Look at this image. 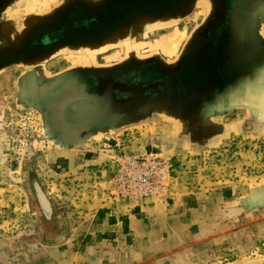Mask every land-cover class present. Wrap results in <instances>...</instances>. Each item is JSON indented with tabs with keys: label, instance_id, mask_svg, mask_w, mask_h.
<instances>
[{
	"label": "rangeland",
	"instance_id": "obj_1",
	"mask_svg": "<svg viewBox=\"0 0 264 264\" xmlns=\"http://www.w3.org/2000/svg\"><path fill=\"white\" fill-rule=\"evenodd\" d=\"M190 1L105 0L102 8L61 0L16 6L9 0L11 6L0 9V49L6 51L0 55V264H88L82 249L89 237L76 228L81 206L95 202L91 191L115 184L119 194L172 184L180 191L207 178L227 179L239 198L234 205L241 202L249 214L232 223L224 242L193 248L195 264H234L240 255L247 261L242 264H264V0H195L189 17L177 19ZM108 33L120 37L98 45L97 37ZM114 59L162 64L161 70L143 63L142 89L124 93L144 105L155 97L181 100L175 112L165 103L148 108L136 124L155 130L158 122L168 149L144 159L105 152L111 165L100 164V172L89 165L53 177L67 168L64 159L52 161L60 151L54 150L58 137L47 119L42 81ZM91 76L85 82L93 87ZM184 111L186 119L178 120ZM179 129L172 141L167 134ZM76 154L77 165L82 154ZM28 165L60 211L56 240L46 239L36 224L25 183ZM233 180L236 185L229 184Z\"/></svg>",
	"mask_w": 264,
	"mask_h": 264
},
{
	"label": "crops",
	"instance_id": "obj_2",
	"mask_svg": "<svg viewBox=\"0 0 264 264\" xmlns=\"http://www.w3.org/2000/svg\"><path fill=\"white\" fill-rule=\"evenodd\" d=\"M4 1L8 3L4 6L10 7L12 1H15L16 6H33L36 2L44 4L50 0ZM63 1L81 4L90 2L102 8L108 6L105 0H61L60 3ZM194 2L195 0L190 1L186 11L176 15L177 19L189 17V8L193 7ZM102 10L96 14H104ZM157 10L163 21L162 8ZM119 37L116 33H108L97 37V44H107ZM98 48L101 50L102 47ZM161 53L163 52L160 51ZM125 62L114 59L107 66L98 64L95 68L81 70L85 74L90 71V74H93L107 69H122L128 67ZM154 109H157V106ZM186 112L181 116L179 112L177 119L184 121ZM145 117L147 116H143V113L123 115L113 112L108 119L86 129L76 137L69 138L68 134L59 137L54 150L57 149L60 153L55 155L52 161L55 163L57 159H64L67 169L55 171L56 176L53 177H63L72 169L81 170L89 165H93L92 170L100 172V164L111 165L105 162V156L108 155L105 152H111L114 156L118 154L124 159H129L126 157L131 154L141 159L159 155L168 149L163 144L166 130L160 128L161 125H157V121L153 124L158 126L155 130H146V125L143 128V125L137 126L136 124ZM222 125V129H226V125ZM180 132V129L176 132L172 130L167 135L174 141ZM106 147L109 149H105ZM76 153L82 154L77 165L74 158ZM111 163L115 165L116 161ZM131 166L135 167L131 164L127 168L131 169ZM226 181L227 179L223 178L218 181L207 178L202 184H191L180 191L173 184L164 188L165 190L161 186L151 189L134 186L120 194L121 190L116 184L110 191H91L90 197L95 202L81 206L84 207L80 211L83 219L76 228L89 237L82 254L87 256L88 264H143L152 260L160 264H174L176 260H180L181 264H195L194 257H197L192 252L193 248L212 241L218 244L224 242L232 223L242 222L243 215L249 214L241 202L234 205L239 198L235 197V189L227 185ZM235 182L236 180H233L229 184L236 185ZM206 183L209 185L204 187ZM252 213L250 212V215ZM244 262L247 261L242 255L233 261L234 264Z\"/></svg>",
	"mask_w": 264,
	"mask_h": 264
},
{
	"label": "flooded vegetation",
	"instance_id": "obj_3",
	"mask_svg": "<svg viewBox=\"0 0 264 264\" xmlns=\"http://www.w3.org/2000/svg\"><path fill=\"white\" fill-rule=\"evenodd\" d=\"M5 3L2 0L0 1V9L4 7ZM32 51H35L34 47ZM5 52L0 49L1 56ZM28 54L29 51L22 52V55ZM22 58L26 57L22 56ZM126 62L125 64H128V67L107 69L93 73L92 76L90 73L85 74L80 69L57 74L53 76L51 81H42V90H46L45 95L49 105L47 119L58 140L59 137H64L66 134L69 138L82 134L86 129L108 119L113 112L122 113L123 115L141 114L146 112L148 108L161 106L163 103L170 110H174L175 103L181 101L174 95H171V104L164 102L162 97H155L151 99L149 105H144L139 96L136 99L132 98V95L124 93V90L129 88L136 91L142 89V74L146 70L147 63V65L152 64L155 67L159 66V68L162 66L156 60L136 63ZM90 76L94 79L93 87H91V83L85 82ZM52 86L54 87L51 89ZM66 86H70L71 89H67ZM39 92L40 90L37 94ZM53 92H57V94L55 95ZM107 94L109 97L111 95V98H108ZM52 102L55 103L53 106H51Z\"/></svg>",
	"mask_w": 264,
	"mask_h": 264
},
{
	"label": "water",
	"instance_id": "obj_4",
	"mask_svg": "<svg viewBox=\"0 0 264 264\" xmlns=\"http://www.w3.org/2000/svg\"><path fill=\"white\" fill-rule=\"evenodd\" d=\"M25 175V183L38 229L44 234L46 239L51 241L56 240L62 233L60 211H58L57 205L44 190L40 178L30 165H28ZM41 201L44 203H41ZM53 220H55V223H52ZM45 221L50 222L47 225Z\"/></svg>",
	"mask_w": 264,
	"mask_h": 264
},
{
	"label": "bare ground",
	"instance_id": "obj_5",
	"mask_svg": "<svg viewBox=\"0 0 264 264\" xmlns=\"http://www.w3.org/2000/svg\"><path fill=\"white\" fill-rule=\"evenodd\" d=\"M41 203H44V202L41 201ZM49 222H50V221H49ZM49 222H48V221H45V223H46L47 225L49 224ZM52 223H55V220H53Z\"/></svg>",
	"mask_w": 264,
	"mask_h": 264
},
{
	"label": "trees",
	"instance_id": "obj_6",
	"mask_svg": "<svg viewBox=\"0 0 264 264\" xmlns=\"http://www.w3.org/2000/svg\"><path fill=\"white\" fill-rule=\"evenodd\" d=\"M62 159H60L59 161H61Z\"/></svg>",
	"mask_w": 264,
	"mask_h": 264
}]
</instances>
